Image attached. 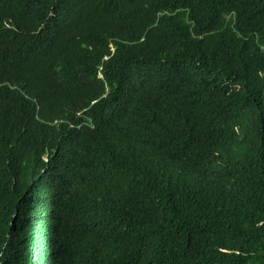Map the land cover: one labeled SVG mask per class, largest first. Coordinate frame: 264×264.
I'll use <instances>...</instances> for the list:
<instances>
[{"label":"trees","instance_id":"16d2710c","mask_svg":"<svg viewBox=\"0 0 264 264\" xmlns=\"http://www.w3.org/2000/svg\"><path fill=\"white\" fill-rule=\"evenodd\" d=\"M0 264H264V0H0Z\"/></svg>","mask_w":264,"mask_h":264},{"label":"clouds","instance_id":"9594fccd","mask_svg":"<svg viewBox=\"0 0 264 264\" xmlns=\"http://www.w3.org/2000/svg\"><path fill=\"white\" fill-rule=\"evenodd\" d=\"M110 50L112 51V54H114L116 52V49L114 46H111ZM108 58H110V56H107V57L105 56V59H108ZM45 161L49 162L48 155L45 157Z\"/></svg>","mask_w":264,"mask_h":264},{"label":"bare ground","instance_id":"6f19581e","mask_svg":"<svg viewBox=\"0 0 264 264\" xmlns=\"http://www.w3.org/2000/svg\"><path fill=\"white\" fill-rule=\"evenodd\" d=\"M160 201V200H159ZM163 201V200H162ZM165 201V200H164Z\"/></svg>","mask_w":264,"mask_h":264}]
</instances>
